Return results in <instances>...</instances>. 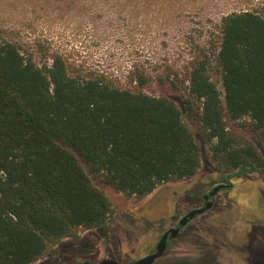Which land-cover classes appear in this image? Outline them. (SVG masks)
I'll list each match as a JSON object with an SVG mask.
<instances>
[{"label":"trees","instance_id":"16d2710c","mask_svg":"<svg viewBox=\"0 0 264 264\" xmlns=\"http://www.w3.org/2000/svg\"><path fill=\"white\" fill-rule=\"evenodd\" d=\"M221 33L223 99L208 62L196 60L184 105L215 140L212 160L264 173V13H229ZM141 76L124 86L80 78L60 55L40 67L0 39V264H31L80 229L107 230L111 202L88 172L137 199L196 173L199 147L179 107L138 89ZM224 116L249 117L256 142L230 133Z\"/></svg>","mask_w":264,"mask_h":264},{"label":"rangeland","instance_id":"374dc122","mask_svg":"<svg viewBox=\"0 0 264 264\" xmlns=\"http://www.w3.org/2000/svg\"><path fill=\"white\" fill-rule=\"evenodd\" d=\"M247 10L263 14L264 0H0L1 40L14 43L40 67L60 55L68 72L80 78L96 76L124 86L130 76L142 75L145 81L137 88L172 99L199 147L200 166L192 177L161 183L141 199L114 191L88 172L111 202L107 230L80 229L75 237L62 238L44 262L133 263L152 253L171 223L199 203L190 197L191 189L197 197L200 188L192 181L207 185L227 177L233 184L169 239L151 264H264V173H237L238 168L212 160L215 140L205 139L184 105L187 70L196 60L208 62L223 99L216 60L222 19ZM224 122L240 140L256 142L249 117L224 116ZM258 148L264 160V148Z\"/></svg>","mask_w":264,"mask_h":264},{"label":"flooded vegetation","instance_id":"af4514ba","mask_svg":"<svg viewBox=\"0 0 264 264\" xmlns=\"http://www.w3.org/2000/svg\"><path fill=\"white\" fill-rule=\"evenodd\" d=\"M191 184H192V187H194L196 184H199L200 188L198 189V193H197L199 195L197 197L196 196H193L194 191L192 189L191 190L189 189L192 192V195L190 196L189 195L190 192H187V194L185 196H188L189 195L191 198L196 199V202H197V198H198L199 199V203L191 206L190 208H188V210L185 213H182L178 217V219L176 221H174V222L171 223L170 228L179 227L178 232L176 233V235L179 234V232L181 231V229L183 227H185L186 225H189V223L197 215L202 214V213L206 212L209 208H211L212 203H213L214 196H216L219 191H223L224 189H228L233 183L231 182V180H228L227 181L226 178H221L219 180H210V182L207 183V185H202L200 181L199 182L192 181ZM198 208H203V211L200 212V213H196L192 218H189L188 221L184 225H181V226L178 225L180 219H182L183 216H185L189 211L194 210V209H198ZM161 235H160V237H161ZM176 235H174L173 237H175ZM169 239H171V238H168L166 248L169 246ZM51 256L52 255H45V256H43L42 258L38 259L35 262L36 263L37 262H39V263L41 262V264H47L44 261L48 260V258L51 259ZM83 261H87V260H82V261H78L76 263H70V264H78V263L83 262ZM35 262H33V263L36 264ZM98 263H95V264H98Z\"/></svg>","mask_w":264,"mask_h":264},{"label":"water","instance_id":"95a60500","mask_svg":"<svg viewBox=\"0 0 264 264\" xmlns=\"http://www.w3.org/2000/svg\"><path fill=\"white\" fill-rule=\"evenodd\" d=\"M202 211H203V208H198V209L189 211L185 216L182 217V219H180L178 225L179 226L184 225L188 221L189 218H192L196 213H200ZM178 229L179 227L168 229L166 232H164L161 235L152 253H149L146 256L130 264H151L157 257L161 256L164 253V251L166 250L168 238H172L174 235H176V233L178 232ZM78 264H95V263H92L90 261H83ZM98 264H122V263L117 262L112 259H102Z\"/></svg>","mask_w":264,"mask_h":264},{"label":"built area","instance_id":"2783aa9c","mask_svg":"<svg viewBox=\"0 0 264 264\" xmlns=\"http://www.w3.org/2000/svg\"><path fill=\"white\" fill-rule=\"evenodd\" d=\"M123 82H124V79L122 80ZM133 83H135V82H133ZM132 86V85H131Z\"/></svg>","mask_w":264,"mask_h":264}]
</instances>
